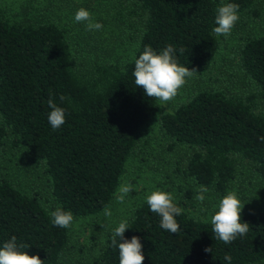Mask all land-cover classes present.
<instances>
[{"label": "trees", "instance_id": "16d2710c", "mask_svg": "<svg viewBox=\"0 0 264 264\" xmlns=\"http://www.w3.org/2000/svg\"><path fill=\"white\" fill-rule=\"evenodd\" d=\"M256 2L127 0L114 18L134 27L132 52L124 61L93 62L76 61L66 29L57 21L11 20L0 9V152L6 144L22 148L42 168L55 208L71 211L73 217L99 215L111 203L127 159L138 148L142 151L140 129L156 112L158 99L135 85V59L146 45L157 53L172 45L180 66L204 76L220 47V36L212 31L218 6L235 3L238 15L258 19ZM239 61L255 84L253 91L240 94L197 84L171 111L159 115L168 147L191 150L183 176L219 194L228 190L239 161L251 164L264 182V34L242 38ZM50 97L65 109V123L58 129L48 122ZM194 193L187 188L183 200H174L182 209L176 234L160 227L161 217L146 199L133 208L124 238L139 237L143 264H227L226 253L231 264L264 261V213L242 210L241 222L249 224V231L225 244L212 232L211 219L184 209L194 206ZM50 212L37 195L1 178L0 247L15 236L17 245L28 246L21 251L38 255L44 264H61L69 228L54 226ZM111 231L97 264H119ZM208 247L211 253L204 251Z\"/></svg>", "mask_w": 264, "mask_h": 264}, {"label": "rangeland", "instance_id": "374dc122", "mask_svg": "<svg viewBox=\"0 0 264 264\" xmlns=\"http://www.w3.org/2000/svg\"><path fill=\"white\" fill-rule=\"evenodd\" d=\"M127 0H0V9L11 20H42L51 18L66 29L76 61H124L132 52L136 42L134 27L127 28L114 18L119 5ZM261 12L258 19L238 15L239 19L227 36H220V47L215 63L204 76L193 75L179 89L177 96L165 103L157 101L154 116L142 126L139 132L145 141L126 162L111 203L96 216L74 217L69 227V247L61 264H97L100 249L106 235L118 226L121 220H129L133 208L146 199V195L157 189L170 192L175 200H183V193L192 188L195 193L194 206L184 208L190 214L202 219H211L218 211L216 205L228 191H235L242 210L264 213V182L258 178L251 164L239 161L236 174L224 194L208 189L203 203L195 199L199 187L186 179L181 169L186 165L191 150L185 145L168 147V138L162 135L159 115L171 111L183 100L184 92L197 84L205 88L221 87L232 93H246L255 89V84L244 73L240 65V45L247 34H264V0H256ZM79 8L90 12L93 22L102 24L100 30H88L87 22L77 23L74 15ZM11 181L19 190L37 195L41 204L52 211L56 203L51 194L50 180L42 168L31 163L22 148L5 145L0 152V179ZM122 183L132 185V191L124 202L118 201V188ZM111 216H105V210ZM259 264H264L260 262Z\"/></svg>", "mask_w": 264, "mask_h": 264}, {"label": "clouds", "instance_id": "9594fccd", "mask_svg": "<svg viewBox=\"0 0 264 264\" xmlns=\"http://www.w3.org/2000/svg\"><path fill=\"white\" fill-rule=\"evenodd\" d=\"M239 5L235 3H222L216 9L215 24L212 29L217 36H227L238 21ZM74 20L77 23L87 22L88 30H100L102 24L93 22L91 14L84 8H79ZM181 51H183L181 49ZM175 49L172 45L157 53L151 46L146 45L135 59V67L132 75L135 78V85L143 88L147 97L158 99L162 102L173 100L179 89L186 83V78L196 74L195 69L189 70L188 67L180 66L174 55ZM64 99L63 96L60 97ZM48 106L51 111L48 114V122L53 129L60 128L65 123V109L58 107L53 99H48ZM132 191V185L122 183L118 188V201L124 202L125 196ZM195 199L201 203L205 200V193L208 192L206 186L200 185L196 189ZM175 197L170 192L162 190L152 191L146 195V202L150 210L161 217L160 227L165 231L176 234L180 225L176 217L182 213V209L174 202ZM218 211L211 215L212 232L215 237L225 244L232 243L238 236H244L249 231V224L241 222V211L244 207L235 191H228L216 205ZM105 216H111V212L105 210ZM53 225L67 229L71 227L74 217L71 211H66L57 206L50 212ZM128 229V221L121 220L111 231L112 246L118 245L119 264H143L144 254L139 237L133 236L131 240L124 238V233ZM119 238V240H117ZM123 241V242H121ZM27 245H17L16 237L13 236L9 241L0 247V264H44L38 255L30 256L27 251L20 249ZM206 253H211L212 248H205ZM224 260L231 264L232 257L226 253Z\"/></svg>", "mask_w": 264, "mask_h": 264}]
</instances>
